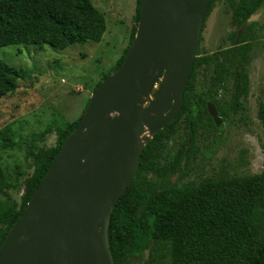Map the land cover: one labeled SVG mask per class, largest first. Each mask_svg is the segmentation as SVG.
Instances as JSON below:
<instances>
[{
  "label": "trees",
  "instance_id": "obj_1",
  "mask_svg": "<svg viewBox=\"0 0 264 264\" xmlns=\"http://www.w3.org/2000/svg\"><path fill=\"white\" fill-rule=\"evenodd\" d=\"M263 5L264 0H239L232 6L237 29L230 35V47L196 58L181 112L146 141L138 173L111 215L109 237L115 264H133L135 260L142 264H264V169L184 185L173 180L174 174L180 175L196 158V136L203 122L208 120L216 130L223 128L210 115L208 102L215 104L221 116L228 114V107L214 94L230 88V108H244L250 92L251 51L263 30L259 21L248 19ZM140 10L141 0H137L130 43L94 91L122 64L137 32ZM106 29V16L92 0H0V47L49 44L63 50L77 42H99ZM210 62L215 63L211 87L202 96L196 91V73ZM27 74L26 69L0 58V103ZM89 100L78 118L55 129L54 145L36 144L28 150L30 173L18 169L20 177L12 184L0 169L2 184L23 189L19 203L0 202V247L65 140L78 127ZM258 117L264 125V101L259 104ZM181 122L188 130L186 141L173 159L163 164L166 140L178 131ZM1 138L8 145L14 144L5 133ZM149 174L158 179H150Z\"/></svg>",
  "mask_w": 264,
  "mask_h": 264
},
{
  "label": "water",
  "instance_id": "obj_2",
  "mask_svg": "<svg viewBox=\"0 0 264 264\" xmlns=\"http://www.w3.org/2000/svg\"><path fill=\"white\" fill-rule=\"evenodd\" d=\"M211 1L141 0L122 64L91 94L0 247V264H115L112 212L138 173L146 141L183 108ZM208 111L219 126L211 101Z\"/></svg>",
  "mask_w": 264,
  "mask_h": 264
},
{
  "label": "rangeland",
  "instance_id": "obj_3",
  "mask_svg": "<svg viewBox=\"0 0 264 264\" xmlns=\"http://www.w3.org/2000/svg\"><path fill=\"white\" fill-rule=\"evenodd\" d=\"M105 14L107 29L101 41L77 42L66 49L49 44H14L0 47V58L8 64L28 71L18 81L14 92L1 98L0 103V169L12 184L22 171L29 169L26 159L36 144L54 145L55 129L78 118L103 74L109 72L130 43L135 22L137 0H92ZM239 0H214L204 22L198 56L230 47V35L237 27L233 22L232 6ZM258 18L263 30L254 44L248 71L250 92L244 108H230V88L220 89L214 97L228 107L221 118L220 130L206 120L196 136L197 156L182 173L174 174L179 185L218 179L229 175L259 173L264 169V125L258 117L264 101V5ZM215 63L202 64L196 73L195 86L199 95L211 87ZM231 87V84H228ZM144 105H148L147 99ZM187 128L181 122L178 131L166 140L162 163L171 161L186 141ZM14 141L6 144L1 134ZM151 136L148 131L143 137ZM152 180L158 179L149 174ZM23 189L18 191L0 182V202H20ZM133 264H142L135 260Z\"/></svg>",
  "mask_w": 264,
  "mask_h": 264
},
{
  "label": "flooded vegetation",
  "instance_id": "obj_4",
  "mask_svg": "<svg viewBox=\"0 0 264 264\" xmlns=\"http://www.w3.org/2000/svg\"><path fill=\"white\" fill-rule=\"evenodd\" d=\"M254 22V21H253Z\"/></svg>",
  "mask_w": 264,
  "mask_h": 264
}]
</instances>
